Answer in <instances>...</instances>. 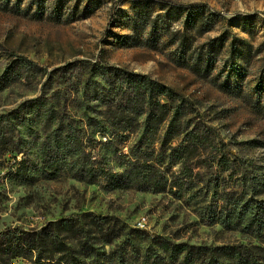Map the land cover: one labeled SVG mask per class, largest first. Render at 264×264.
<instances>
[{
    "label": "rangeland",
    "instance_id": "rangeland-1",
    "mask_svg": "<svg viewBox=\"0 0 264 264\" xmlns=\"http://www.w3.org/2000/svg\"><path fill=\"white\" fill-rule=\"evenodd\" d=\"M137 6L151 11L149 20L136 18ZM9 53L48 72L74 61H104L147 74L191 100L195 115L224 151L240 160L231 170L221 167L222 172L181 198L136 190L132 184L113 188L104 180L51 179L41 171L39 153L46 113L28 115L32 122L27 124L16 112L41 93V86L27 80L10 84L0 91V120L17 127L23 150L19 159L28 160L31 177L14 178L8 160L1 170L0 234L92 213L113 218L124 229L109 250L145 255L156 249L154 239L159 237L209 247L258 245L264 257V242L251 237L245 226L225 227L209 220L216 175L224 180L221 192L232 170L238 171L231 181L236 189L245 187V200L264 201V0H0V80L10 64ZM82 111L96 115L89 100ZM89 130L103 141L102 165L115 173L124 171L123 157L130 155V148L146 141L144 127L123 148L112 132L102 138L93 127ZM149 144L141 145L142 153L156 157L158 144ZM240 161L247 162L244 168ZM168 163L166 170L177 177L178 164ZM245 174L249 179L244 183Z\"/></svg>",
    "mask_w": 264,
    "mask_h": 264
},
{
    "label": "trees",
    "instance_id": "trees-1",
    "mask_svg": "<svg viewBox=\"0 0 264 264\" xmlns=\"http://www.w3.org/2000/svg\"><path fill=\"white\" fill-rule=\"evenodd\" d=\"M134 13L141 22L151 17L145 7H135ZM7 55L11 61L0 80V91L23 80L41 86V93L22 103L16 112L27 124L32 122L28 115L46 113L39 153L41 171L51 179L70 176L87 183L104 180L113 188L132 184L136 190L169 192L181 198L185 191L205 184L221 167L231 170L240 160L224 151L212 130L195 115L191 100L147 74L104 61H74L48 72L16 53ZM87 100L93 102L96 115L82 111ZM92 127L102 138H107L108 132L115 134L122 148L144 127L146 141L130 148V155L123 157L124 171L115 173L102 165L99 148L103 141L94 138L89 130ZM147 142L150 146L158 144L156 157L142 153L141 145ZM21 143L17 127L0 120V172L8 160L18 180L31 177L28 160L19 159ZM167 162L168 166L178 164L177 177L166 170ZM240 162L243 168L247 164ZM237 173L232 170L230 179ZM246 176L244 183L249 179ZM214 178L218 181L210 222L245 226L251 237L264 242V201L251 204L245 200V187L236 189L231 180L219 192L224 180L221 183L218 175ZM123 230L113 218L92 213L50 222L41 229H8L0 234V264H264L258 245L209 247L158 237L154 239L156 249L145 255L138 250L131 254L107 249L122 238Z\"/></svg>",
    "mask_w": 264,
    "mask_h": 264
},
{
    "label": "built area",
    "instance_id": "built-area-1",
    "mask_svg": "<svg viewBox=\"0 0 264 264\" xmlns=\"http://www.w3.org/2000/svg\"><path fill=\"white\" fill-rule=\"evenodd\" d=\"M144 221L142 222V223H144L145 222V219H143ZM144 226L146 225V223L145 224H143Z\"/></svg>",
    "mask_w": 264,
    "mask_h": 264
}]
</instances>
